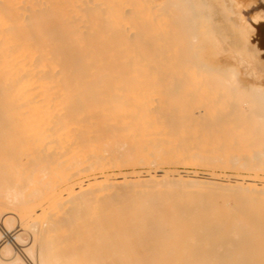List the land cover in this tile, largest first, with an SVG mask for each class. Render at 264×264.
I'll list each match as a JSON object with an SVG mask.
<instances>
[{
  "label": "bare ground",
  "instance_id": "obj_1",
  "mask_svg": "<svg viewBox=\"0 0 264 264\" xmlns=\"http://www.w3.org/2000/svg\"><path fill=\"white\" fill-rule=\"evenodd\" d=\"M25 254L264 264V0H0V264Z\"/></svg>",
  "mask_w": 264,
  "mask_h": 264
},
{
  "label": "rangeland",
  "instance_id": "obj_2",
  "mask_svg": "<svg viewBox=\"0 0 264 264\" xmlns=\"http://www.w3.org/2000/svg\"><path fill=\"white\" fill-rule=\"evenodd\" d=\"M184 164V163H183ZM193 165L194 164H192V165H188L187 163H186V165L184 164V165H178V164H176V165H171L170 166V168H172V169H177V170H185V171H193V172H197V173H201L202 171H203V173L204 172H206V171H208L209 170V168L208 167H206L205 168V166L203 167H201V166H194L193 167ZM197 165V164H196ZM199 165V164H198ZM165 168H168V166H165ZM184 168V169H183ZM187 168V169H186ZM138 169H142L141 167H138ZM123 170H128V169H126V168H124ZM206 170V171H205ZM225 171V172H224ZM216 172L217 173H221V172H223L224 174H231L232 173V171L231 170H227V168L226 169H224L223 171H222V169H218V168H216ZM243 174H245L244 172H243ZM17 223H14V224H12V226H11V233H14L15 231H16V229L15 228H17V225H16ZM15 230V231H14ZM28 237L29 236H27V235H22V238H23V242H21V243H23L25 246H29V243H30V238L28 239ZM17 246L18 247H22V246H19L18 244H17ZM24 254V253H23ZM32 254L33 255H35V251L33 250L32 251ZM25 256L27 257V262H28V264H33L34 262H32L31 260H30V258H28V255H26L25 254Z\"/></svg>",
  "mask_w": 264,
  "mask_h": 264
}]
</instances>
